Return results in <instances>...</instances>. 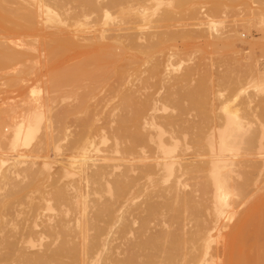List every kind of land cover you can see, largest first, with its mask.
<instances>
[{
    "label": "bare ground",
    "instance_id": "6f19581e",
    "mask_svg": "<svg viewBox=\"0 0 264 264\" xmlns=\"http://www.w3.org/2000/svg\"><path fill=\"white\" fill-rule=\"evenodd\" d=\"M196 1L0 0V66L37 83L0 109V264H264V100L161 58L164 38L193 35ZM75 84L77 138L60 135Z\"/></svg>",
    "mask_w": 264,
    "mask_h": 264
},
{
    "label": "rangeland",
    "instance_id": "374dc122",
    "mask_svg": "<svg viewBox=\"0 0 264 264\" xmlns=\"http://www.w3.org/2000/svg\"><path fill=\"white\" fill-rule=\"evenodd\" d=\"M211 1H213V0H206V1L204 0V2H202V0L196 1V4H197L196 6H197L198 11H199V20H187L185 18L182 21L183 23H185V22L188 23V25L185 26L186 28L194 29L195 32L193 31V35L191 36V38L186 39V38H182L181 36L177 35L176 37L173 38L174 40H172V38L169 37L170 40L168 39V42H167L168 36H167V34L165 35V32H164L165 28L164 27L161 28L162 32H164L162 34L163 38H164V36L165 37L167 36L163 40V42H165V40H166L167 44L165 42V45H166L165 46L166 49H165L163 47L164 46V43H163L162 47L165 49V51L163 50V48H161L163 51V52H161V58L165 59L166 58L165 56L168 53H173L175 55L173 57V63H174V66L172 69L173 74L180 73L187 66L195 65L197 63H203V64H205L204 66L207 68L209 73L212 74L215 78H216V76L219 75L220 72L224 75V78H226L228 80H235V79L239 78V79H241V83L244 84V88H246L247 92H249V93L251 92V94H253L255 96V98L257 97L256 100H259V99L264 100L263 99L264 91L261 92L257 88L254 87V84L256 82L264 84V0H221L220 3H218L219 1L216 0V2H217L216 5L218 7L217 10L221 8L218 11L214 10V4L213 3L215 1L214 2H211ZM213 16L217 19L219 18L221 20H224V24L222 26L218 27L216 30L211 31V30H209L208 25L206 24V21H207V18L209 19V17L212 18ZM200 22H205V23L199 24ZM177 24L178 25L174 26L175 28L173 27L175 30H181L182 28H184L182 25H180V23H177ZM189 24H191V25H189ZM199 26L201 28H199ZM202 33H204V35ZM207 34H208V36H207ZM220 37H222V38H220ZM219 39H221V42L223 44H221L219 49H216L211 44V42L219 40ZM2 47L3 46H1V44H0V48H2ZM37 49H38V51L36 52V55L40 52H41L40 54L42 55V57L40 55H38L39 57H37V58L40 60H43V57H44V55L42 54L43 51L40 50L42 48L39 47ZM163 53H164V55H163ZM70 56H72V53ZM70 56L66 55V54L62 55L61 56L62 58H59L60 62L58 64L63 65L62 67L66 68V69L68 67H70L71 65H74L73 63L76 62V58L74 57L75 58L74 59ZM73 56H75V54H73ZM162 56H164V57H162ZM69 57L71 59H69ZM38 59H34L38 65L36 63H34V60L31 61L32 64L30 62H27V65H30L31 66L30 68L32 70H35L36 74H39V72H40V74L46 73V70H44V67H42V64H40L39 61H38L39 63L37 62ZM61 59H63V61H61ZM72 61H73V63H72ZM8 63L9 64H7L6 65L7 67H5V68L0 66V68L2 67V70L0 69V74L5 76L4 77V76L0 75V78H1L0 79V96H2V97H0L1 98L0 99V103H1L0 109H2V110L5 107L9 110H10V108L15 109V106H18V104L20 103V101H18V100H20L21 97L24 96V95H22L23 93H21L19 95V92H23L25 90L26 93H28V91H29L28 89H30V87L32 85L37 84L36 81L34 80L35 77L34 78L32 77V79L30 78L31 80L29 79L25 82H21V87H20V85H18L15 81L16 70H17L16 68L19 65L13 61L8 62ZM33 64L35 65L36 68L34 67ZM66 64H68V67ZM2 65H4V64H2ZM16 65H18V66H16ZM43 71H45V72H43ZM35 73L33 75H35ZM9 76H11L12 79ZM13 77H15V78L13 79ZM194 78H197V76ZM9 79H11V80L9 81ZM5 80H8V83H9L8 85L3 84V82ZM242 80H243V82H242ZM248 82H250V83L247 84ZM14 84H15V87L13 86ZM223 86H224V83L215 84V88H222ZM22 87L25 89H23ZM27 87H28V89H27ZM74 88H78V85L75 84L73 87L72 103L75 105L74 113L72 114L73 116L72 115L70 116L71 118H68L69 115H67V113L63 112V116L64 115L66 117L68 116L67 117L68 119L66 120L65 116H64L65 117L64 120L66 122L63 119H61L60 126H61V124H63V123L64 124H63V126H61L60 135L63 136L65 134V132L70 130L71 133H74L73 135L72 134L71 135L74 136V138H77L75 131L77 130L76 133H78V131H79V127H78L79 126V117H76V114H78V112H77V108H76L77 97L75 95L78 92V90H76ZM75 90H76V93H75ZM58 98L59 99L57 100V102H59V103H56V104H58V106H57L58 110H60V111L64 110L65 111L68 104H69L68 103L69 100L66 97L65 92L59 93ZM74 100H75V103H74ZM59 107H61V108H59ZM4 116L0 115V117H1L0 118V124L1 125L3 124L2 126H4L5 123H7L11 120L10 116H5V117ZM64 117H62V118H64ZM6 118H7V121H6ZM8 132H10V131H8ZM72 139H73V137H72ZM75 140L76 139H74V141ZM63 145L65 148L64 152H66V154H64V155L66 156L69 153L68 143L65 142ZM39 160H41V159H39ZM59 164L61 165V162L58 163L57 165L55 164V167H54V172L56 171L55 175L57 178H59L57 175L58 171H60V170H58V169H60ZM56 167H58V168H56ZM60 173H61V171H60ZM60 173H59V176H61ZM61 179H63V183H61V185L63 184L64 188H67V185H69V183H70L69 179L67 177L65 179H64V177ZM67 179H68V182L67 183L64 182L65 180L67 181ZM208 218H212V217H208ZM225 220H227V219L224 218V220H223V218H221L219 224L221 225L220 227H224L223 231H228V229H226V228L227 227L229 228L232 226V224H233L232 220L233 219H231V220L229 219L232 222H229V220L227 222H225ZM223 223H226V225H227L226 228H225V226H223V225H225ZM137 225H138V223L133 225L134 228H136ZM190 226L191 227L195 226V222L191 221ZM220 238H218L217 240H220ZM221 240L223 241L222 243L225 242L224 239L221 238ZM124 241L127 242V240H124ZM220 242H219V245L221 244ZM216 244L217 243H214V247L216 246V248H218L219 245H216ZM123 245H125V243H123ZM221 246H222V244H221ZM221 246H219L220 247L219 249H222L223 255L219 251L220 261H222L224 255L226 256L228 254L229 249H230V247H228L229 243L224 244V248L223 247L221 248ZM124 256L125 255H123V257ZM137 264H139V263L137 262Z\"/></svg>",
    "mask_w": 264,
    "mask_h": 264
}]
</instances>
